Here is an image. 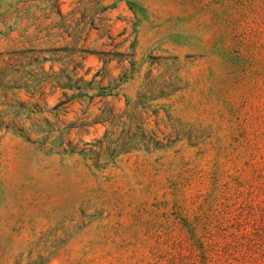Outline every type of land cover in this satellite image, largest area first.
Wrapping results in <instances>:
<instances>
[{
    "label": "rangeland",
    "instance_id": "obj_1",
    "mask_svg": "<svg viewBox=\"0 0 264 264\" xmlns=\"http://www.w3.org/2000/svg\"><path fill=\"white\" fill-rule=\"evenodd\" d=\"M0 264H264V0H0Z\"/></svg>",
    "mask_w": 264,
    "mask_h": 264
}]
</instances>
